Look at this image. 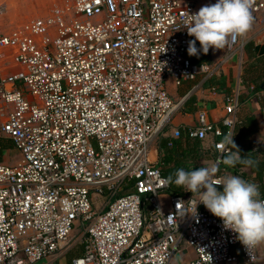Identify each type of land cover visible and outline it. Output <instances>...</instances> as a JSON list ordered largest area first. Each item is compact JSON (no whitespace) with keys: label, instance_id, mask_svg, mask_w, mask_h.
<instances>
[{"label":"built area","instance_id":"obj_1","mask_svg":"<svg viewBox=\"0 0 264 264\" xmlns=\"http://www.w3.org/2000/svg\"><path fill=\"white\" fill-rule=\"evenodd\" d=\"M208 1L62 0L0 32V141L19 155L0 162V264H60L76 243L69 264H169L182 244L195 255L189 264L256 262L255 247L248 252L202 204L190 214V192L169 194L149 158L184 100L173 101L166 81L205 80L227 61L187 55L186 13ZM250 10L257 17L264 0ZM242 48L239 36L227 51ZM239 108L236 88L218 124L200 111L185 132L215 139L217 165L231 152L225 138ZM96 197L105 210H94Z\"/></svg>","mask_w":264,"mask_h":264},{"label":"crops","instance_id":"obj_2","mask_svg":"<svg viewBox=\"0 0 264 264\" xmlns=\"http://www.w3.org/2000/svg\"><path fill=\"white\" fill-rule=\"evenodd\" d=\"M32 2L34 3L35 0ZM209 3H215V0H209ZM33 12L31 5V9L26 10L22 16L24 19L31 17ZM240 39L243 42V47L249 42L253 44L257 51L254 56L243 48L241 54L229 53L228 55L225 53L226 49L213 51L210 48L206 55L202 54L198 58H191L197 63L215 64V62L223 61L227 56V61L212 76L205 80L199 76L194 81L184 82L178 87L171 80L166 82L168 94L173 101L177 102L182 98L184 100L174 114L169 127L151 145L149 155L151 161L158 162L163 154H167V158L172 162L170 165L179 167L196 169L200 166H207L208 162L216 163L218 153L212 145L215 139L210 136L203 142L190 140L186 137L185 132L187 128L196 126L197 113L200 111L206 112L209 122L218 124L223 115L225 97L237 88L240 91V108L237 112L238 124L234 130L233 142L242 158L253 161L252 166L264 165V63H260V59H264V11L252 19L249 31L240 36ZM196 46L199 48V43ZM173 130L180 131V136L176 139L173 138ZM3 139L5 138L1 139L0 145ZM166 142L174 146L164 150L161 147ZM14 150V147L7 148L4 146L1 162L9 163V165L15 164L19 160L17 151H15L16 158L12 162L11 159H8L9 154ZM235 151L231 145V152ZM218 168L217 175L240 176L248 182L257 184L259 190L263 187L258 182L256 172L251 170L250 166L245 165L237 171L233 167L228 168L221 162ZM262 179L264 180V171ZM162 199L165 201L166 196L163 195ZM78 248L80 249L79 252L72 257L69 255L74 251V248L71 249V253L66 254L60 260V264H69L71 258L80 254L81 246L79 245ZM255 249L257 260L254 264H264V242L255 246ZM194 256L193 251L182 244L180 252L174 255L169 264H189Z\"/></svg>","mask_w":264,"mask_h":264},{"label":"clouds","instance_id":"obj_3","mask_svg":"<svg viewBox=\"0 0 264 264\" xmlns=\"http://www.w3.org/2000/svg\"><path fill=\"white\" fill-rule=\"evenodd\" d=\"M250 9L251 0H215L195 13H186L187 35L194 38L188 41L187 55L198 58L206 55L210 48L213 51L226 49L231 39L249 31L253 19ZM232 137L227 136L225 142L236 151L222 159L223 165L228 168L237 163L251 166L253 161L241 157ZM218 171L215 162H208L207 166L191 171L177 169L167 182L192 194L187 202H182L191 207L190 214L196 215L197 206L202 204L249 252L264 242V200L260 199L257 184L236 175L217 176Z\"/></svg>","mask_w":264,"mask_h":264},{"label":"rangeland","instance_id":"obj_4","mask_svg":"<svg viewBox=\"0 0 264 264\" xmlns=\"http://www.w3.org/2000/svg\"><path fill=\"white\" fill-rule=\"evenodd\" d=\"M32 1L34 0H0V32H7L9 31L12 27H15L21 23L26 22V20H29L33 17H44L46 16L50 9L52 8L53 5H60L62 3V0H35L33 3ZM8 3V4H7ZM31 5L33 8V16L25 18L22 16L23 13L26 12V10L31 9ZM6 6V9H5ZM5 9V10H4ZM261 14V13H260ZM259 14V15H260ZM22 16V17H21ZM30 16V15H28ZM226 55L229 54L227 51V48L225 50ZM217 63V62H215ZM214 64V63H212ZM169 80V79H168ZM167 80V81H168ZM166 81V82H167ZM165 88H166V83H165ZM167 91V88H166ZM168 93V91H167ZM169 95V94H168ZM1 145L6 146L7 148H12L13 145L10 140L8 139H3L1 142ZM16 150L11 152L8 156V159H11V162L16 158ZM18 154V152H17ZM9 164V163H7ZM264 186L262 189L259 190L260 195L263 194L264 192ZM94 210L96 212H100L105 210L106 207V200L103 198H94ZM81 230L79 229V226H77L74 231L72 232V236L74 237L75 241L77 240L78 235L81 233ZM76 246H73L72 249L74 248V251L71 253V251H68L67 254L71 253L69 256H73L76 253L79 252V244L76 243Z\"/></svg>","mask_w":264,"mask_h":264},{"label":"trees","instance_id":"obj_5","mask_svg":"<svg viewBox=\"0 0 264 264\" xmlns=\"http://www.w3.org/2000/svg\"><path fill=\"white\" fill-rule=\"evenodd\" d=\"M244 50H246L250 55L254 56L255 53L257 52L255 47H253L252 43H247L244 45L243 47ZM195 62V61H193ZM197 63V62H195ZM260 63H264V59H260ZM168 143L166 142L165 144L162 145L161 148L165 149H170L171 147H168L167 145ZM4 146L0 145V162H1V156H2V152H3ZM167 154H163L161 156V159L159 161L158 167L160 169L161 175L167 180V178L169 176H173L174 177V173L177 169H183L185 171H191V170H195V169H190L188 167H179L177 165H170L172 162L169 161V158H167L166 156ZM243 166H245V164L242 163H237L233 168H235L237 171L240 170V168H242ZM250 169L256 172V177L258 178V182L264 186V180L262 179V173L264 171V165H251ZM169 185V189H168V193L169 194H173V195H185V192L183 188L176 186L173 183L168 182ZM264 190V189H263ZM262 195V194H261ZM260 195V196H261Z\"/></svg>","mask_w":264,"mask_h":264}]
</instances>
